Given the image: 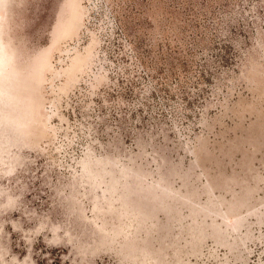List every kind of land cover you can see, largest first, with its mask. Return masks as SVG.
Listing matches in <instances>:
<instances>
[{
	"label": "rangeland",
	"instance_id": "1",
	"mask_svg": "<svg viewBox=\"0 0 264 264\" xmlns=\"http://www.w3.org/2000/svg\"><path fill=\"white\" fill-rule=\"evenodd\" d=\"M0 264H264V0H0Z\"/></svg>",
	"mask_w": 264,
	"mask_h": 264
}]
</instances>
